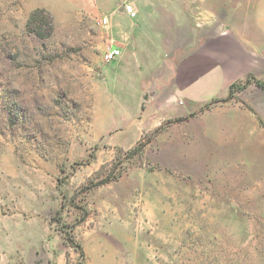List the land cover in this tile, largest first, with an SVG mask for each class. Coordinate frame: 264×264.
I'll return each mask as SVG.
<instances>
[{
	"label": "rangeland",
	"instance_id": "1",
	"mask_svg": "<svg viewBox=\"0 0 264 264\" xmlns=\"http://www.w3.org/2000/svg\"><path fill=\"white\" fill-rule=\"evenodd\" d=\"M102 2L0 0V264H264V90L139 134Z\"/></svg>",
	"mask_w": 264,
	"mask_h": 264
},
{
	"label": "crops",
	"instance_id": "2",
	"mask_svg": "<svg viewBox=\"0 0 264 264\" xmlns=\"http://www.w3.org/2000/svg\"><path fill=\"white\" fill-rule=\"evenodd\" d=\"M102 1L110 10L103 15L109 19L105 45L120 50L111 69L132 71L139 134L197 113L207 103L204 89L220 86L228 93L231 84L250 75L264 82V0H240L247 6L245 23L251 21L246 31L219 0H155L139 6ZM124 3L132 5L134 18L123 11Z\"/></svg>",
	"mask_w": 264,
	"mask_h": 264
},
{
	"label": "trees",
	"instance_id": "3",
	"mask_svg": "<svg viewBox=\"0 0 264 264\" xmlns=\"http://www.w3.org/2000/svg\"><path fill=\"white\" fill-rule=\"evenodd\" d=\"M31 21H35V17H33V15L31 16ZM251 79L254 81V84L256 87L264 90V82L263 81L258 80V79L255 80V78L252 76L248 77L245 79L244 83L238 81V82L231 84L228 88V93H227V96L225 98L212 100L210 103L203 106L197 113L204 112L205 110L209 109L212 105H215L217 103H228L232 100H235L236 93L244 91L248 86V81H250ZM197 113L191 114L189 117H194ZM176 121H181V120H176ZM143 148H144V144H139L138 147L131 150L129 152V154L131 155L130 158L137 155V154H140V152L143 150ZM109 180L110 179L102 180V182H99V184H97V185H103L105 183H108ZM73 207L76 209L79 208L77 206H73ZM81 219H82L81 221H83L84 217H82ZM64 237H65L64 239L67 242V244L69 245V247L76 250L79 253V255L82 257L83 256L82 248H81L80 244L75 242V238L73 237V235L70 234V232H64Z\"/></svg>",
	"mask_w": 264,
	"mask_h": 264
},
{
	"label": "built area",
	"instance_id": "4",
	"mask_svg": "<svg viewBox=\"0 0 264 264\" xmlns=\"http://www.w3.org/2000/svg\"><path fill=\"white\" fill-rule=\"evenodd\" d=\"M123 11L130 17V18H134L136 16V11L134 10V8L132 7L131 4L128 3H124L122 5ZM100 25L102 28H104L105 30L108 29V25H109V19L105 16L103 18L100 19ZM120 56V50L118 48H108L105 53H104V60L106 62H112L114 61L116 58H118Z\"/></svg>",
	"mask_w": 264,
	"mask_h": 264
}]
</instances>
